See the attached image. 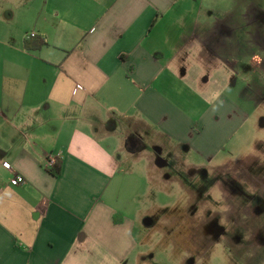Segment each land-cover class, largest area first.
<instances>
[{
	"label": "crops",
	"instance_id": "0c3cea01",
	"mask_svg": "<svg viewBox=\"0 0 264 264\" xmlns=\"http://www.w3.org/2000/svg\"><path fill=\"white\" fill-rule=\"evenodd\" d=\"M204 1L0 0V264H149L144 147L209 163L250 117L205 89L235 26H207Z\"/></svg>",
	"mask_w": 264,
	"mask_h": 264
},
{
	"label": "rangeland",
	"instance_id": "374dc122",
	"mask_svg": "<svg viewBox=\"0 0 264 264\" xmlns=\"http://www.w3.org/2000/svg\"><path fill=\"white\" fill-rule=\"evenodd\" d=\"M200 7L207 26H235L221 38L219 59L207 56L205 89L226 90L250 117L209 163L186 157L185 165L144 147L153 163L166 162L144 163L137 234L149 264H264V0H205ZM223 162L233 170L219 167Z\"/></svg>",
	"mask_w": 264,
	"mask_h": 264
},
{
	"label": "built area",
	"instance_id": "2783aa9c",
	"mask_svg": "<svg viewBox=\"0 0 264 264\" xmlns=\"http://www.w3.org/2000/svg\"><path fill=\"white\" fill-rule=\"evenodd\" d=\"M35 36V33L31 32L26 35V39L32 38ZM59 161V155L58 154H52L49 153L44 159L43 167L47 171H50L52 167ZM6 167H9V164L7 162L4 163ZM25 182V178L21 174H14L10 180L11 185H20Z\"/></svg>",
	"mask_w": 264,
	"mask_h": 264
},
{
	"label": "trees",
	"instance_id": "16d2710c",
	"mask_svg": "<svg viewBox=\"0 0 264 264\" xmlns=\"http://www.w3.org/2000/svg\"><path fill=\"white\" fill-rule=\"evenodd\" d=\"M45 44H46L45 40L42 37H38V36H34L32 38L25 40V47L30 50L35 48H40ZM59 167H60V162L58 161L49 172L58 175L60 170Z\"/></svg>",
	"mask_w": 264,
	"mask_h": 264
},
{
	"label": "flooded vegetation",
	"instance_id": "af4514ba",
	"mask_svg": "<svg viewBox=\"0 0 264 264\" xmlns=\"http://www.w3.org/2000/svg\"><path fill=\"white\" fill-rule=\"evenodd\" d=\"M262 18H263V17H261L260 20H261ZM253 32H254L253 35H251L252 37L255 35L256 30H253ZM263 41H264V40H263ZM252 44H253V46H258V47H261V45H262V44H257L256 42H253ZM263 47H264V45H263ZM226 165H227V164H223V165H220L219 167L224 168ZM228 168H230V167L226 166V167L224 168V170H225V171H231V170H233V168H232V169H228ZM219 230H220V229H219ZM221 235H223L222 230H220V232H219L218 234H216V240H219V237H220ZM209 237L211 238L212 236H209ZM226 238H228V237H226ZM259 240L264 241V239H261V238H259ZM184 243L186 244V237H184ZM248 243H251V241L248 242Z\"/></svg>",
	"mask_w": 264,
	"mask_h": 264
}]
</instances>
